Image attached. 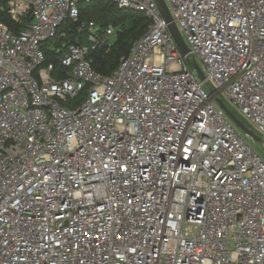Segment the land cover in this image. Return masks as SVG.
<instances>
[{
	"label": "built area",
	"instance_id": "obj_1",
	"mask_svg": "<svg viewBox=\"0 0 264 264\" xmlns=\"http://www.w3.org/2000/svg\"><path fill=\"white\" fill-rule=\"evenodd\" d=\"M98 1L0 0V264H264V160L218 103L264 137V0H165L190 62L156 0H106L147 32L104 76L83 22L57 75Z\"/></svg>",
	"mask_w": 264,
	"mask_h": 264
},
{
	"label": "trees",
	"instance_id": "obj_2",
	"mask_svg": "<svg viewBox=\"0 0 264 264\" xmlns=\"http://www.w3.org/2000/svg\"><path fill=\"white\" fill-rule=\"evenodd\" d=\"M4 20L15 27L11 20L6 18ZM90 21L96 22L101 29L113 26L116 31L114 38L92 54L93 68L104 76L112 75L121 60L130 54L135 42L145 35L149 26L145 13L120 8L114 2L102 0L82 5L78 23L67 19L59 30L57 38L44 46L48 57L47 64L56 65L57 75L62 76L64 73V68L56 58L57 51L62 50L60 53L62 54L69 43L88 42L85 35L79 33V28L81 23Z\"/></svg>",
	"mask_w": 264,
	"mask_h": 264
},
{
	"label": "water",
	"instance_id": "obj_3",
	"mask_svg": "<svg viewBox=\"0 0 264 264\" xmlns=\"http://www.w3.org/2000/svg\"><path fill=\"white\" fill-rule=\"evenodd\" d=\"M156 2L158 3L161 12L166 20V22L169 24V30L170 33L172 34L176 44L179 47V50L182 54L183 57H185L187 59L188 62H190L189 56H190V51L178 29V27L176 26L175 23H173L172 21V17L170 14V11L166 5L165 0H156ZM193 70H195L200 79L201 80H205V75L204 72L202 71L200 65L197 62H191ZM220 107L228 114V116L235 122V124L245 133L247 134L252 140L256 141V142H261L264 143V141L255 135L254 132H252L251 130H249L247 128V126L238 118L236 117V115H234L230 109L222 102V101H218Z\"/></svg>",
	"mask_w": 264,
	"mask_h": 264
},
{
	"label": "rangeland",
	"instance_id": "obj_4",
	"mask_svg": "<svg viewBox=\"0 0 264 264\" xmlns=\"http://www.w3.org/2000/svg\"><path fill=\"white\" fill-rule=\"evenodd\" d=\"M220 98L227 105V107L230 109V111L234 115H236V117H238L240 120H242L245 123V125L247 126V128L249 130L254 132L256 136L260 137L264 141V137L259 133L257 128L254 125H252L249 121L246 120V118L240 113V111L235 106H233V104L227 99V97L225 95H221ZM248 142L254 147L255 151L264 160V143L256 142L250 138H248Z\"/></svg>",
	"mask_w": 264,
	"mask_h": 264
}]
</instances>
